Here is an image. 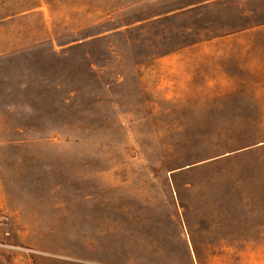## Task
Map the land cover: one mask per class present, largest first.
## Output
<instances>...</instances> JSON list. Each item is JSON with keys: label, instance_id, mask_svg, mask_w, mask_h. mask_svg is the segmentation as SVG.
<instances>
[{"label": "rangeland", "instance_id": "rangeland-1", "mask_svg": "<svg viewBox=\"0 0 264 264\" xmlns=\"http://www.w3.org/2000/svg\"><path fill=\"white\" fill-rule=\"evenodd\" d=\"M0 264H264V0H0Z\"/></svg>", "mask_w": 264, "mask_h": 264}]
</instances>
